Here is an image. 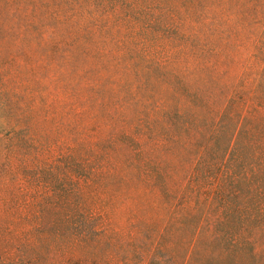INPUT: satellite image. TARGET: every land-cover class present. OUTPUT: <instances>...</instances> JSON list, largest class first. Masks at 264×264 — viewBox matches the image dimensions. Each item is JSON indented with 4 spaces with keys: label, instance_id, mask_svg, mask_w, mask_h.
I'll use <instances>...</instances> for the list:
<instances>
[{
    "label": "trees",
    "instance_id": "obj_1",
    "mask_svg": "<svg viewBox=\"0 0 264 264\" xmlns=\"http://www.w3.org/2000/svg\"><path fill=\"white\" fill-rule=\"evenodd\" d=\"M0 132V264H264V0H0Z\"/></svg>",
    "mask_w": 264,
    "mask_h": 264
},
{
    "label": "rangeland",
    "instance_id": "obj_2",
    "mask_svg": "<svg viewBox=\"0 0 264 264\" xmlns=\"http://www.w3.org/2000/svg\"><path fill=\"white\" fill-rule=\"evenodd\" d=\"M7 138L8 136H6L4 132H0V164H5L8 158L7 146L10 142ZM57 161L58 164L56 165V168L54 170V180L55 186L60 187L62 185V182L60 180V172L61 166H63V160L59 157ZM13 163L15 164L16 162ZM11 177L14 178L13 193L16 196L17 203L22 204L23 202L27 201L29 203L33 202V204L31 203L30 206L34 209L37 203H34L36 201L33 200V196L44 191V182L50 177L48 175V172L45 170L42 172V170H40L38 167H35L34 165L27 166L25 169L24 167H21V165H18L16 167L15 173L12 174ZM18 211H23V207L20 206ZM161 213V210L159 211L158 209H156L155 212H148V215L157 216ZM48 218H51V216H49ZM120 222L124 224L123 220H121ZM122 240H125V236H122Z\"/></svg>",
    "mask_w": 264,
    "mask_h": 264
}]
</instances>
